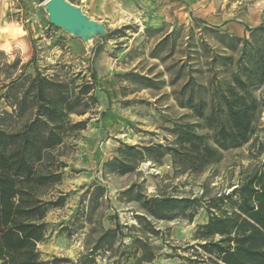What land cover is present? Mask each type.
<instances>
[{
    "label": "rangeland",
    "instance_id": "374dc122",
    "mask_svg": "<svg viewBox=\"0 0 264 264\" xmlns=\"http://www.w3.org/2000/svg\"><path fill=\"white\" fill-rule=\"evenodd\" d=\"M46 1L0 0V111H12L10 105L36 74L74 92L91 88L82 100L85 112L69 115L85 120L84 127L58 149L65 166L50 193L65 195V201L45 216L46 236L37 244L42 259L204 264L195 236L208 218V198L229 193L248 174L264 173V106L250 139L224 150L202 171L176 170L165 147L173 141L175 121L194 120L183 118L189 109L179 103L187 96L186 85L203 84L208 90L201 93L208 98L211 83L235 69L245 39L264 44V0H67L104 26L89 41L51 24ZM225 56L232 57L231 65ZM8 86L7 100L2 95ZM251 89L264 103V80ZM123 144L144 154L120 173L107 163L123 158ZM157 144L163 147L142 150ZM150 197L195 202L160 219L142 207ZM109 229L113 233L105 235Z\"/></svg>",
    "mask_w": 264,
    "mask_h": 264
},
{
    "label": "trees",
    "instance_id": "16d2710c",
    "mask_svg": "<svg viewBox=\"0 0 264 264\" xmlns=\"http://www.w3.org/2000/svg\"><path fill=\"white\" fill-rule=\"evenodd\" d=\"M254 41L244 40L235 69L211 83L208 98L201 93L208 90L203 84L186 85L187 96L179 103L189 109L183 118L194 120L175 121L173 141L165 147L176 170L202 171L219 161L224 150L242 145L254 133L257 114L264 106L251 89L264 80V44ZM223 59L225 64L233 63L231 56ZM91 76L95 77L94 70ZM90 88L84 85L74 92L62 82L36 74L10 105L12 111H0V264H46L37 247L46 236L45 216L65 201V195L50 193L65 166L57 158L58 149L71 133L84 127L85 120L73 121L69 115L85 112L82 100ZM8 93L9 86L2 97L8 100ZM12 117L14 123L9 124ZM161 147L149 145L142 150L150 153ZM119 151L123 158L107 164L120 173L130 171L133 161L144 154L129 144ZM194 202L187 197H150L142 201V207L156 218L167 219ZM206 203L208 218L197 226L195 236L206 255L204 264H264V173L248 174L229 193L213 195Z\"/></svg>",
    "mask_w": 264,
    "mask_h": 264
},
{
    "label": "water",
    "instance_id": "95a60500",
    "mask_svg": "<svg viewBox=\"0 0 264 264\" xmlns=\"http://www.w3.org/2000/svg\"><path fill=\"white\" fill-rule=\"evenodd\" d=\"M48 20L51 24L64 28L86 39L88 31H96L104 26L88 18L79 7L67 0H47L45 3ZM98 34V33H97Z\"/></svg>",
    "mask_w": 264,
    "mask_h": 264
},
{
    "label": "bare ground",
    "instance_id": "6f19581e",
    "mask_svg": "<svg viewBox=\"0 0 264 264\" xmlns=\"http://www.w3.org/2000/svg\"><path fill=\"white\" fill-rule=\"evenodd\" d=\"M102 31V28L100 30H96V31H88L87 32V35H86V41H89L91 40L92 37H94V35H96L97 33L101 32Z\"/></svg>",
    "mask_w": 264,
    "mask_h": 264
}]
</instances>
